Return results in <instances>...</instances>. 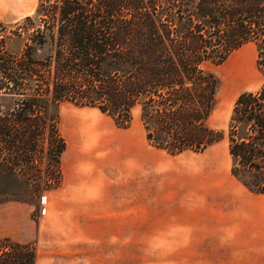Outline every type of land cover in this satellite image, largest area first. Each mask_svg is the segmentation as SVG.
Segmentation results:
<instances>
[{
  "label": "trees",
  "instance_id": "1",
  "mask_svg": "<svg viewBox=\"0 0 264 264\" xmlns=\"http://www.w3.org/2000/svg\"><path fill=\"white\" fill-rule=\"evenodd\" d=\"M37 19L24 23L30 37L21 55L0 45V91L25 95L34 82L32 94L0 117V139L7 150L41 143L42 160L49 127L57 143L54 171L32 179L37 197L63 181L62 104L98 109L121 129L139 106L151 146L173 156L203 153L222 140L208 125L220 81L205 65H222L254 44L264 75V0H40ZM42 48L47 54L39 57ZM228 135L233 177L264 195V85L239 96ZM15 250L0 264L36 263L33 245Z\"/></svg>",
  "mask_w": 264,
  "mask_h": 264
},
{
  "label": "rangeland",
  "instance_id": "2",
  "mask_svg": "<svg viewBox=\"0 0 264 264\" xmlns=\"http://www.w3.org/2000/svg\"><path fill=\"white\" fill-rule=\"evenodd\" d=\"M39 3L40 0H0V45H4L8 54L19 56L24 52L30 37L23 28L24 23L28 17L35 22L39 21ZM46 54V48L38 51L39 57ZM257 59V47L249 44L236 51L222 65H205L207 71L220 81L216 105L208 125L222 133V140L203 153L187 152L173 156L165 150L149 146L139 106L133 110L130 128L121 129L112 118L98 109L79 108L64 103L60 107L59 127V132L67 144L66 151L61 155L63 181L57 189L43 191L40 197H37L35 194L38 183L32 182V179H39L40 176L47 179L55 169L53 155L57 143L49 141L51 128L45 132L43 160L40 158L41 143L30 148L24 145L22 150H7V140L0 139V200L8 201L0 207V220L7 222L3 223L5 226L15 224L16 229L13 231V227L10 228L13 235L11 241L0 242L2 260L13 259L16 244H30L37 248L38 231L40 227L49 225L52 209L55 212L54 220H67L66 214H69L72 206L81 199L82 209H87L80 211L81 219L104 218L95 211L96 204L87 200L90 191L95 188H108L116 193L127 194L124 199H128L130 219L136 218V208L140 207L141 203L146 209L145 218L152 219L151 204L153 199L159 198L161 218L167 220L170 218L169 210L173 212V218H180L178 206L182 197L190 200L183 205L186 212L195 214L211 208V193L218 189L243 186L231 173L229 122L239 96L245 92H255L264 85V75L258 67ZM33 86L34 82L29 81L25 87L26 91L21 90L25 95L11 96L0 91V117L15 109L20 100L27 99L26 96L32 94L28 89ZM153 158L157 161L160 171L157 176L158 184L154 187L143 183L148 169L142 174L131 167L134 159L142 162L144 159ZM126 161L129 163L128 173L124 172ZM43 184V187H46L45 183ZM18 199L28 202H17ZM105 204L102 197L97 205ZM77 218L76 216L75 219ZM131 247L136 246L130 245ZM144 258L146 256L137 260L135 256L130 259V264H136L138 261L142 264H153L152 259Z\"/></svg>",
  "mask_w": 264,
  "mask_h": 264
},
{
  "label": "crops",
  "instance_id": "3",
  "mask_svg": "<svg viewBox=\"0 0 264 264\" xmlns=\"http://www.w3.org/2000/svg\"><path fill=\"white\" fill-rule=\"evenodd\" d=\"M131 167L142 174L148 169L143 183L158 184L160 171L154 158L134 159ZM128 168L126 161L124 172ZM89 196L104 218L81 219L80 211L87 210L81 199L66 214L67 220H54L52 209L49 225L38 231L36 264H130L135 256L137 260L146 256L153 264H264V195L244 186L218 189L211 193V208L195 214L186 212L183 205L190 200L182 197L178 206L182 215L173 218L169 210L167 220L161 218L159 198L151 204L152 219L145 218L143 203L137 205L136 218L130 219L127 194L95 188ZM102 197L105 206L97 205ZM3 223L7 222L0 220V240L12 239L10 228L16 230L15 224Z\"/></svg>",
  "mask_w": 264,
  "mask_h": 264
}]
</instances>
